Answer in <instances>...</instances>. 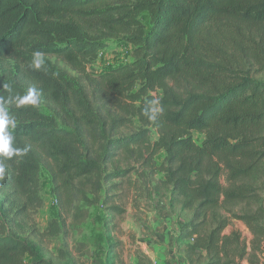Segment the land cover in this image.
I'll return each mask as SVG.
<instances>
[{"label":"trees","instance_id":"16d2710c","mask_svg":"<svg viewBox=\"0 0 264 264\" xmlns=\"http://www.w3.org/2000/svg\"><path fill=\"white\" fill-rule=\"evenodd\" d=\"M118 40L131 62L91 75ZM263 75L264 0H0V103L27 149L4 160L0 264H52L9 232L41 207L42 171L61 207L50 238L105 208L110 243L93 264L120 260L116 201L133 176L166 206L187 264H264ZM33 87L39 103L18 106ZM150 100L155 121L142 115Z\"/></svg>","mask_w":264,"mask_h":264},{"label":"rangeland","instance_id":"374dc122","mask_svg":"<svg viewBox=\"0 0 264 264\" xmlns=\"http://www.w3.org/2000/svg\"><path fill=\"white\" fill-rule=\"evenodd\" d=\"M133 49V46L123 41H109L108 48L103 50L98 60L88 67V72L91 75H101L128 64L132 60ZM157 138V135L153 136V140ZM194 139L200 144L203 137L195 133ZM162 160L163 155H160L159 165ZM161 178L163 176L158 175V179ZM40 197L41 207L30 213L22 222L9 226L10 233H16L30 242H36L42 250L43 257L52 264H93L95 260L106 257L110 239L105 230L106 210L103 206L92 207L89 210L88 220L80 227H73L71 220L67 219L66 226L63 227L64 233L50 238L48 235L50 225L52 221L59 219L61 207L53 193L51 178L45 171L41 173ZM116 203L126 211L124 217L118 220L119 230L112 234L122 245L118 264L122 262L138 264V253L141 249L151 250L154 254L155 244H171L170 236L175 227L174 224L166 221V207L147 198L136 176L131 178ZM234 226L243 232L247 241L252 238L249 231L248 235L242 230L246 228L244 224L235 223ZM172 252V262L180 264L178 252L174 249Z\"/></svg>","mask_w":264,"mask_h":264},{"label":"clouds","instance_id":"9594fccd","mask_svg":"<svg viewBox=\"0 0 264 264\" xmlns=\"http://www.w3.org/2000/svg\"><path fill=\"white\" fill-rule=\"evenodd\" d=\"M30 67L34 70H41L45 68V54L41 51H35L32 54V60ZM8 88V85H4ZM15 102L18 106H23L25 103H31L36 105L39 103V95L37 90L29 88L27 94L24 96L15 97ZM162 107L159 106V101L150 100L145 105L142 115H144L149 121H155L162 113ZM15 121L9 116L7 107L4 103H0V180L5 178L6 165L5 159H10L13 156H20L26 153L27 149H17L13 147L14 137L8 131L9 127H14Z\"/></svg>","mask_w":264,"mask_h":264},{"label":"crops","instance_id":"0c3cea01","mask_svg":"<svg viewBox=\"0 0 264 264\" xmlns=\"http://www.w3.org/2000/svg\"><path fill=\"white\" fill-rule=\"evenodd\" d=\"M166 210H167V208H166ZM165 215H166V221L173 224L172 219L168 215V212H166ZM242 230L246 231L248 234V230H246V228H243ZM170 239H171V244H166V243L160 244V245L155 244L154 254H152L151 250H147V249L142 250L141 249L140 252L138 253V256L141 255L144 258V260L146 259L148 264H176V263L172 262V259H173V252L172 251L174 249L178 252V254L180 256V262L179 263L180 264H187L185 259H184V256H183L184 248L178 249L176 247V245L174 243L173 233H172V236H170ZM167 259H169V260L166 262ZM138 264H140L139 259H138Z\"/></svg>","mask_w":264,"mask_h":264}]
</instances>
